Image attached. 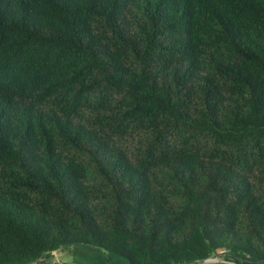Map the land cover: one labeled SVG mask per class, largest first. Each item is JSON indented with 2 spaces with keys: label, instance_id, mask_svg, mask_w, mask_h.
Masks as SVG:
<instances>
[{
  "label": "trees",
  "instance_id": "1",
  "mask_svg": "<svg viewBox=\"0 0 264 264\" xmlns=\"http://www.w3.org/2000/svg\"><path fill=\"white\" fill-rule=\"evenodd\" d=\"M264 264V0H0V264Z\"/></svg>",
  "mask_w": 264,
  "mask_h": 264
},
{
  "label": "rangeland",
  "instance_id": "2",
  "mask_svg": "<svg viewBox=\"0 0 264 264\" xmlns=\"http://www.w3.org/2000/svg\"><path fill=\"white\" fill-rule=\"evenodd\" d=\"M77 256L70 250L68 251H57L52 254V259H49L53 264H73L76 262Z\"/></svg>",
  "mask_w": 264,
  "mask_h": 264
},
{
  "label": "built area",
  "instance_id": "3",
  "mask_svg": "<svg viewBox=\"0 0 264 264\" xmlns=\"http://www.w3.org/2000/svg\"><path fill=\"white\" fill-rule=\"evenodd\" d=\"M199 264H234L233 262H230L222 257H211L208 258Z\"/></svg>",
  "mask_w": 264,
  "mask_h": 264
}]
</instances>
